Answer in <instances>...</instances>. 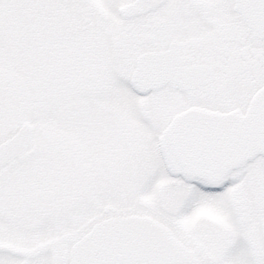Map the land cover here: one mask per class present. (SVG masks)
I'll use <instances>...</instances> for the list:
<instances>
[{
	"label": "snow or ice",
	"instance_id": "obj_1",
	"mask_svg": "<svg viewBox=\"0 0 264 264\" xmlns=\"http://www.w3.org/2000/svg\"><path fill=\"white\" fill-rule=\"evenodd\" d=\"M0 264H264V0H0Z\"/></svg>",
	"mask_w": 264,
	"mask_h": 264
}]
</instances>
